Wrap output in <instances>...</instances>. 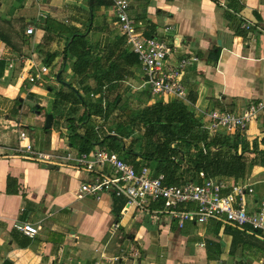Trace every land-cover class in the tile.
<instances>
[{
    "label": "crops",
    "instance_id": "0c3cea01",
    "mask_svg": "<svg viewBox=\"0 0 264 264\" xmlns=\"http://www.w3.org/2000/svg\"><path fill=\"white\" fill-rule=\"evenodd\" d=\"M94 2L0 0V264H264V234L250 227L211 219L188 222L181 229L168 218L128 207L125 198L82 194L81 186L94 176L69 162L47 165L17 155L21 132L37 151L83 154L77 143L72 145L65 115L82 119L84 106L56 104L57 94L68 85L80 90L85 85L74 74L76 57L65 55L73 38L54 36L45 43L43 24L53 18L88 34L97 53L120 36L132 51L113 1ZM129 15L146 38L170 46L180 42L167 58L168 67L199 58L184 70L183 102L192 106L205 129L212 111L242 115L250 103L264 101V0H130ZM249 23L250 30L243 27ZM44 66L48 73H41ZM126 68L119 92L128 98L148 87L140 65ZM33 75H39L35 83L29 80ZM49 114L54 116L52 129L46 128ZM262 122L260 117L242 131L247 142L262 138ZM104 129L110 130L107 125ZM208 130L234 135L223 128ZM240 183L254 187L246 204L249 211H258L264 167H254ZM27 223L40 228L33 238L20 229ZM115 257L118 261H111Z\"/></svg>",
    "mask_w": 264,
    "mask_h": 264
},
{
    "label": "trees",
    "instance_id": "16d2710c",
    "mask_svg": "<svg viewBox=\"0 0 264 264\" xmlns=\"http://www.w3.org/2000/svg\"><path fill=\"white\" fill-rule=\"evenodd\" d=\"M43 29L45 43L54 36L73 38L65 55L76 57L74 74L83 78L85 85L80 90L67 84L68 90L57 94L56 104L75 102L85 108L82 119L65 115L72 145L77 143L80 153L101 146L116 152L137 171L148 167L153 177L163 175L166 185L179 187L191 182L202 185L204 180L217 178L240 182L254 167H264V117L262 138L249 143L242 131L228 135L205 129L190 104L177 99L166 102L162 96H154L150 88L125 98L119 89L128 74L126 67L140 62L137 54L125 49L124 36L97 53L88 34L73 31L63 22L48 18ZM92 95L100 99L96 101ZM106 125L110 130L104 129ZM157 204L150 209L162 207V203Z\"/></svg>",
    "mask_w": 264,
    "mask_h": 264
},
{
    "label": "built area",
    "instance_id": "2783aa9c",
    "mask_svg": "<svg viewBox=\"0 0 264 264\" xmlns=\"http://www.w3.org/2000/svg\"><path fill=\"white\" fill-rule=\"evenodd\" d=\"M114 9L120 22L121 30L127 37V43L132 51L138 55L140 67L144 75V85L152 91L154 96L163 98L174 97L181 101L187 100V91L183 84L184 70L198 61L197 56L180 60L174 67L167 66V58L179 48L180 42L173 45L156 38H146L137 29L135 21L129 15L130 0H112ZM250 30L252 24H245ZM28 34L33 29L27 30ZM41 73L49 72L44 66ZM39 75L29 78L35 83ZM94 98V95H92ZM212 131L221 128L230 134L244 131L249 124L260 117H264V101L250 103L242 115L233 112L212 111L208 114ZM17 155L23 159L55 164L58 160L66 161L77 169L94 176L93 180L81 186L82 194H89L100 199L103 194H110L117 198H125L128 207L152 213L154 217L163 216L176 222L179 228H184L188 222L205 223L211 219L220 220L237 228L250 227L256 232L264 234V191L259 210L251 212L247 208L246 198L254 194L255 189L249 183H226L224 180H205L202 185L189 183L185 186H168L163 175L153 177L148 167L137 171L135 167L125 162L116 152L99 149L94 153H83L78 157L58 155L35 150L27 133L21 132ZM67 163V164H69ZM108 169L109 173L104 170ZM204 175L201 174V177ZM152 203H162L159 209H150ZM191 206H194L192 208ZM118 228V224L113 226ZM21 231L28 237H35L39 227L24 224ZM118 257L111 261H118Z\"/></svg>",
    "mask_w": 264,
    "mask_h": 264
},
{
    "label": "water",
    "instance_id": "95a60500",
    "mask_svg": "<svg viewBox=\"0 0 264 264\" xmlns=\"http://www.w3.org/2000/svg\"><path fill=\"white\" fill-rule=\"evenodd\" d=\"M53 122H54V116L52 114H49L46 119V128L52 129Z\"/></svg>",
    "mask_w": 264,
    "mask_h": 264
}]
</instances>
